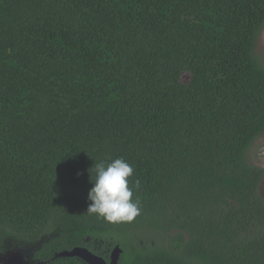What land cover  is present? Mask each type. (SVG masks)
<instances>
[{
  "label": "trees",
  "instance_id": "16d2710c",
  "mask_svg": "<svg viewBox=\"0 0 264 264\" xmlns=\"http://www.w3.org/2000/svg\"><path fill=\"white\" fill-rule=\"evenodd\" d=\"M263 30L264 0H0V255L264 264ZM120 157L141 214L113 224L87 197Z\"/></svg>",
  "mask_w": 264,
  "mask_h": 264
},
{
  "label": "clouds",
  "instance_id": "9594fccd",
  "mask_svg": "<svg viewBox=\"0 0 264 264\" xmlns=\"http://www.w3.org/2000/svg\"><path fill=\"white\" fill-rule=\"evenodd\" d=\"M133 167L122 157L95 166L93 186L88 192L87 214H94L108 223L132 222L141 214L139 199H133L129 178ZM140 187L139 180L134 183Z\"/></svg>",
  "mask_w": 264,
  "mask_h": 264
},
{
  "label": "rangeland",
  "instance_id": "374dc122",
  "mask_svg": "<svg viewBox=\"0 0 264 264\" xmlns=\"http://www.w3.org/2000/svg\"><path fill=\"white\" fill-rule=\"evenodd\" d=\"M255 54L262 64H264V30L258 38ZM189 80V75H183L182 81ZM248 160L252 165H256L264 170V135L255 142L248 153ZM259 193L264 197V177L261 180ZM37 249L35 245L16 246L8 244L7 251L0 255V264L11 258H18L24 264H35L32 260V253Z\"/></svg>",
  "mask_w": 264,
  "mask_h": 264
},
{
  "label": "water",
  "instance_id": "95a60500",
  "mask_svg": "<svg viewBox=\"0 0 264 264\" xmlns=\"http://www.w3.org/2000/svg\"><path fill=\"white\" fill-rule=\"evenodd\" d=\"M120 253H121L120 249L118 247H115L111 251L109 262H106L103 258L92 254L91 252H89L87 249L84 248H75L70 252H62L59 253L57 257L60 258L75 257L82 260L86 264H118ZM2 264H24V263L18 258H11Z\"/></svg>",
  "mask_w": 264,
  "mask_h": 264
}]
</instances>
